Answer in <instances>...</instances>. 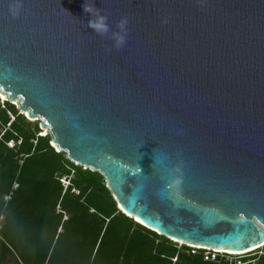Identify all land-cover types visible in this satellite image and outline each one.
<instances>
[{
	"label": "water",
	"instance_id": "water-1",
	"mask_svg": "<svg viewBox=\"0 0 264 264\" xmlns=\"http://www.w3.org/2000/svg\"><path fill=\"white\" fill-rule=\"evenodd\" d=\"M85 2L107 34L88 27ZM11 3L0 0V96L58 153L175 243L264 247V0H24L16 19Z\"/></svg>",
	"mask_w": 264,
	"mask_h": 264
},
{
	"label": "trees",
	"instance_id": "trees-1",
	"mask_svg": "<svg viewBox=\"0 0 264 264\" xmlns=\"http://www.w3.org/2000/svg\"><path fill=\"white\" fill-rule=\"evenodd\" d=\"M0 217V264L9 256L18 264H264V247L253 258L206 260L207 250L180 247L127 217L101 174L58 153L40 122L1 99Z\"/></svg>",
	"mask_w": 264,
	"mask_h": 264
},
{
	"label": "clouds",
	"instance_id": "clouds-1",
	"mask_svg": "<svg viewBox=\"0 0 264 264\" xmlns=\"http://www.w3.org/2000/svg\"><path fill=\"white\" fill-rule=\"evenodd\" d=\"M82 9L84 13L88 16V20H87L88 27L91 28L96 34L105 35L109 32L110 29L107 23V17L101 15L100 11L96 9L94 5L85 2L82 5ZM23 13H24V0H12V3L9 6V15L13 19H16L19 18ZM127 25H128V20L126 18H122L118 24V28L120 31L112 33L114 48L117 50H119L126 43L127 34H128ZM7 102L9 101L7 100ZM174 171L175 173H177V175H175L170 180L168 187L178 190L182 180V177L179 175L181 171L180 166L178 165L174 169Z\"/></svg>",
	"mask_w": 264,
	"mask_h": 264
},
{
	"label": "rangeland",
	"instance_id": "rangeland-1",
	"mask_svg": "<svg viewBox=\"0 0 264 264\" xmlns=\"http://www.w3.org/2000/svg\"><path fill=\"white\" fill-rule=\"evenodd\" d=\"M3 102L1 101V104H2ZM3 106V105H2ZM17 109H18V107H17ZM9 117L10 118H13V114H11V113H9ZM30 122H33V121H31L30 120ZM35 123H38L37 121H35ZM10 125H8V127H9ZM85 169V168H84ZM64 184H66V186L69 184L68 182H69V180H66V179H64L63 181H62ZM0 225H2L3 226V217H0ZM0 242H1V239H0ZM180 247L181 246H183L182 244H178ZM0 246H1V243H0ZM260 250H263V248L262 249H260ZM260 250H258L259 251V254L258 255H262V253L260 252ZM258 251H255V253L256 252H258ZM254 253V252H253ZM253 253H251V254H253ZM251 254H247V255H242V256H237V257H246V258H248V257H250V258H253L252 256H255L254 254L253 255H251ZM0 255H1V249H0ZM223 255V254H222ZM229 260H233V258H229ZM18 262L20 263V259H19V257H17L16 258V256L14 257V256H9V258L7 259V261H6V263L5 264H18Z\"/></svg>",
	"mask_w": 264,
	"mask_h": 264
},
{
	"label": "built area",
	"instance_id": "built-area-1",
	"mask_svg": "<svg viewBox=\"0 0 264 264\" xmlns=\"http://www.w3.org/2000/svg\"><path fill=\"white\" fill-rule=\"evenodd\" d=\"M7 146L12 149L15 147V143L14 142L7 143ZM15 188H18V186H15ZM9 199L10 198L8 197L7 200H9ZM1 229H2V225H0V231H1ZM0 239H1V236H0ZM222 254H226V252L222 253V252H219L216 250H209L208 249V252L206 253V260H208V257H209L212 261H215V260H217V256L222 255ZM228 255H230V254H228Z\"/></svg>",
	"mask_w": 264,
	"mask_h": 264
},
{
	"label": "bare ground",
	"instance_id": "bare-ground-1",
	"mask_svg": "<svg viewBox=\"0 0 264 264\" xmlns=\"http://www.w3.org/2000/svg\"><path fill=\"white\" fill-rule=\"evenodd\" d=\"M0 99H1L2 102L8 100L7 97L4 96V95H2V94H1V96H0ZM13 104H15L16 106H18L16 103H13ZM30 120L33 121V122H35V121L40 122L39 119H34V120L30 119ZM42 136H43V137H47V136H48V134H47V132H46L45 130L42 131ZM54 147H55V146H54ZM55 148H56V147H55ZM250 251H251V250L246 251V253H249ZM222 253H224V252H222ZM227 253H230V252H227ZM234 254H235V253H234ZM234 254H233V255H234ZM243 254H245V253H243ZM235 255H239V254H235Z\"/></svg>",
	"mask_w": 264,
	"mask_h": 264
},
{
	"label": "snow or ice",
	"instance_id": "snow-or-ice-1",
	"mask_svg": "<svg viewBox=\"0 0 264 264\" xmlns=\"http://www.w3.org/2000/svg\"><path fill=\"white\" fill-rule=\"evenodd\" d=\"M142 222V221H141Z\"/></svg>",
	"mask_w": 264,
	"mask_h": 264
}]
</instances>
